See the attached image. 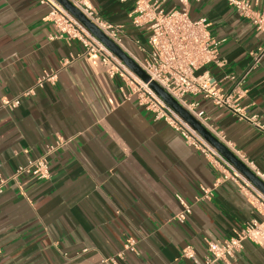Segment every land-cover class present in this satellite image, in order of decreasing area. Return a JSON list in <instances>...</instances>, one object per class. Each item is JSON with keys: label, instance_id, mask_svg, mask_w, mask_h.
Returning <instances> with one entry per match:
<instances>
[{"label": "crops", "instance_id": "crops-1", "mask_svg": "<svg viewBox=\"0 0 264 264\" xmlns=\"http://www.w3.org/2000/svg\"><path fill=\"white\" fill-rule=\"evenodd\" d=\"M89 1L103 19L123 26L124 47L142 60L148 34L130 24L135 0ZM151 1L164 11L185 7L191 19L208 23L224 66L210 64L196 74L208 72L227 90V76L249 70V53L261 40L226 0ZM248 2L255 12L264 7V0ZM49 10L37 0H0V176L7 180L0 194V264H112L102 263L109 258L193 264L181 256L184 248L203 261L206 241H224L260 219L233 183L215 186L217 174L200 152L124 99L121 79L109 78L100 58L59 37L46 19ZM53 72L54 84L37 87ZM241 89L240 105L264 122V57ZM16 98L15 109L2 104ZM184 100L198 103L209 123L264 171L262 133L202 96ZM43 156L48 179H12L17 168ZM202 189L212 196L196 201ZM178 197L190 206L183 223L175 219L183 210ZM129 240L135 252L125 249ZM219 264H264V248L246 241Z\"/></svg>", "mask_w": 264, "mask_h": 264}, {"label": "built area", "instance_id": "built-area-1", "mask_svg": "<svg viewBox=\"0 0 264 264\" xmlns=\"http://www.w3.org/2000/svg\"><path fill=\"white\" fill-rule=\"evenodd\" d=\"M37 1L49 6L50 10L46 19L54 24L59 37L66 36L69 40H77L84 48V56L100 58L108 77L121 79L120 91L125 100L135 101L137 106L150 112L155 121H163L181 136L187 146L200 152L217 174L215 186L224 182L233 183L260 216V219H250L242 228L235 230L232 237L224 241H206L207 254L203 261H199L195 257L191 247L184 248L181 256L191 260L193 264H219L227 262V259L233 258L242 251L246 241L264 248V194L150 87L151 82L156 83L264 184V171L228 142L222 130L209 123L205 112L198 109V103L184 100L187 95L202 96L215 106L231 111L239 120L249 123L264 135V122L260 121L256 115L249 116L238 101L243 95L241 86L246 83L249 73L258 66L264 57V7L260 12H255L248 0H226L243 18L250 21L261 43L249 53L251 59L249 70L244 74L227 76L230 87L223 90L219 81L208 72L196 74L204 66L212 64L222 67L224 62L218 59L217 44L210 35L206 20L191 19L185 7L181 10L164 11L160 8L159 1H134L133 10L129 14L130 24L135 29H144L148 34L149 50L145 52L146 56L140 60L124 47L121 37L124 35L122 25H115L103 19L89 0H68L138 65L150 79L149 82H145L59 2L56 0ZM181 2L183 3L182 0ZM135 44L140 46L139 41H135ZM56 80V72L45 73L37 80V87L42 88L47 83L54 84ZM29 93L31 91L26 95ZM2 104L9 109H15L19 106L20 101L19 98H16L13 101H3ZM57 145L60 146L61 142H58ZM24 175L36 180L48 179L50 172L47 156L37 158L25 166L17 168L12 179L17 181ZM6 186L7 180L0 176V194L3 193ZM212 191V189H202V196L196 201L209 199L212 196ZM177 199L183 210L175 219L183 223L190 213V206L179 197ZM125 249L135 252V241L129 240ZM107 262L114 264L115 259L102 260V263Z\"/></svg>", "mask_w": 264, "mask_h": 264}, {"label": "water", "instance_id": "water-1", "mask_svg": "<svg viewBox=\"0 0 264 264\" xmlns=\"http://www.w3.org/2000/svg\"><path fill=\"white\" fill-rule=\"evenodd\" d=\"M76 19H78L95 37H97L114 55L127 65L142 80L149 82V77L138 67V65L112 41H110L97 27L86 19L68 0H56ZM150 87L170 107H172L192 128L205 138L225 159H227L239 172H241L255 187L264 194V184L256 178L253 173L239 159L201 126L184 108L164 92L156 83L151 82Z\"/></svg>", "mask_w": 264, "mask_h": 264}]
</instances>
